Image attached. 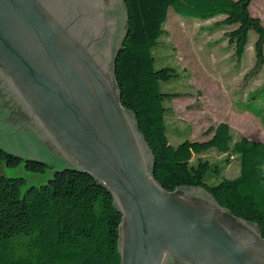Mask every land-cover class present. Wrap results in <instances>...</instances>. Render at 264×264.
<instances>
[{
	"label": "water",
	"instance_id": "water-1",
	"mask_svg": "<svg viewBox=\"0 0 264 264\" xmlns=\"http://www.w3.org/2000/svg\"><path fill=\"white\" fill-rule=\"evenodd\" d=\"M45 1L0 0V72L35 121L0 90V145L50 169L27 173L23 161L3 172L24 176V190L62 168L92 175L123 215L121 264H165L168 256L182 264H264L257 224L236 217L203 188L168 191L152 175L153 151L135 113L122 104L115 76L128 34L126 28L122 38L114 35L125 22V1L118 20L106 15L117 0H104L99 28L107 37L95 41L104 46L97 58Z\"/></svg>",
	"mask_w": 264,
	"mask_h": 264
},
{
	"label": "trees",
	"instance_id": "trees-1",
	"mask_svg": "<svg viewBox=\"0 0 264 264\" xmlns=\"http://www.w3.org/2000/svg\"><path fill=\"white\" fill-rule=\"evenodd\" d=\"M253 0H125L127 37L115 63L121 102L135 113L139 129L154 154V178L168 191L198 187L208 191L233 215L257 224L264 236V142L235 136L227 124L214 138L193 144L187 137L171 142L166 105L186 93L162 89L180 79L178 67L157 52L167 34L170 9L182 17L221 20L237 60L254 43L257 69L264 64V25L250 10ZM232 25L235 27L229 28ZM227 27V28H225ZM250 101V94L247 95ZM256 117H260L256 115ZM181 131L180 135H185ZM214 147L220 161L194 157ZM45 173L49 164L26 159L0 145V264H121L118 249L122 213L112 193L87 173L72 168L51 171L41 185L24 176H7L4 166ZM239 163L235 177L225 169Z\"/></svg>",
	"mask_w": 264,
	"mask_h": 264
},
{
	"label": "rangeland",
	"instance_id": "rangeland-1",
	"mask_svg": "<svg viewBox=\"0 0 264 264\" xmlns=\"http://www.w3.org/2000/svg\"><path fill=\"white\" fill-rule=\"evenodd\" d=\"M250 10L264 25V0H253ZM219 20L182 17L173 9L169 11L167 34L157 53L168 64L178 67L181 76L163 83L162 89L186 93L166 103L171 108L167 117L171 142L187 137L193 144L207 143L221 124H227L235 136L264 142V64L256 71L253 47L258 34L250 32L251 44L241 60H237L225 37L226 29L215 27ZM232 27L235 26L229 28ZM181 131L188 133L180 135ZM224 155L209 147L194 152L193 159L220 161ZM25 171L36 173L26 168ZM238 173L239 163L235 162L225 169L224 176L235 177Z\"/></svg>",
	"mask_w": 264,
	"mask_h": 264
},
{
	"label": "flooded vegetation",
	"instance_id": "flooded-vegetation-1",
	"mask_svg": "<svg viewBox=\"0 0 264 264\" xmlns=\"http://www.w3.org/2000/svg\"><path fill=\"white\" fill-rule=\"evenodd\" d=\"M108 1V0H106ZM125 1V0H124ZM46 5L54 10V14L63 23L69 25L73 32L77 35L78 39L83 43H89L90 53L98 57V53L102 52L104 49L103 45L97 44L96 39H102V37H107L105 33L100 32V11L105 9L106 2L104 0H46ZM122 0H117L111 7L112 15L110 14V6L107 7V18H118V11L121 10ZM125 7V8H124ZM96 8V9H94ZM123 16L125 22L122 21L117 23L116 31L114 35L117 37H123L126 33L127 23H128V12L126 5L122 6ZM97 10V12H96ZM119 20V18H118ZM107 25L110 26L111 32L114 28V21H109ZM123 43V42H122ZM100 45V46H99ZM11 82L0 72V90L5 92L7 99L16 107L22 109L21 111L25 113L30 120L34 121L30 111L23 104L19 95L12 87ZM35 122V121H34ZM36 128L40 127L36 123ZM165 264H182L175 257L168 256Z\"/></svg>",
	"mask_w": 264,
	"mask_h": 264
}]
</instances>
